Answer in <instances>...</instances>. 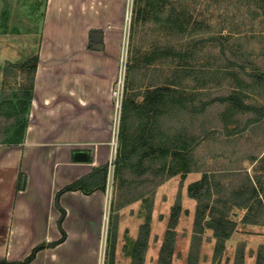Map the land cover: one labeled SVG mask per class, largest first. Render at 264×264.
I'll return each instance as SVG.
<instances>
[{"label": "rangeland", "instance_id": "obj_1", "mask_svg": "<svg viewBox=\"0 0 264 264\" xmlns=\"http://www.w3.org/2000/svg\"><path fill=\"white\" fill-rule=\"evenodd\" d=\"M25 1L38 8L26 11L11 5L13 9L7 11L6 20L0 23V69L9 71L4 75L1 69L0 75V135L5 137L0 144L15 143L28 117L23 114L21 105L27 103L32 94L28 90L30 77L11 65L21 60L17 58L21 49L35 48L41 28L40 22L35 25L21 14L29 12L40 17L46 0ZM258 1H124L122 19L115 23L121 36V55L113 82L114 86L120 77L123 83L121 104L126 99L135 105L142 103L144 94L155 81L168 86L171 83L176 92H166L165 102L154 117L151 129L145 127L150 124L149 118L133 106L134 119L127 124L120 122L121 110L115 118L113 105L105 190L99 195V208L87 212L89 231L82 240L83 248L73 250L81 255L82 264H107L113 233L116 234L115 264H130L132 243L147 218L150 233L143 264H158L171 211L177 203L180 211L173 230L170 264H188L190 254L192 259L196 257L195 264H264V224H243L245 211L233 208L230 218L236 222V227L229 239L217 244L210 230L193 236L196 202L188 196V185L204 174L215 186L213 191L224 196L231 188H242L248 178L254 186L261 184L264 188V166H255L254 162L264 154V112L242 113L222 103L221 98L235 83L227 86L213 75L241 67L264 69V11ZM256 6L260 7L256 9ZM137 9L140 14L135 19ZM186 9L195 19H203L206 34L194 36L197 32L190 24L183 41L170 44L168 30L172 27L165 14H182ZM107 13V9L94 10V30L110 20L106 18ZM26 53L30 51H24ZM229 60L235 63L233 68H229ZM178 64H183L182 69L192 68L195 74L187 78L175 72ZM134 66L141 68L129 73V67ZM249 94L246 101H257V108L263 105L260 92L253 90ZM123 125L129 147L144 130L147 135L145 141H140L144 152L139 159L131 160V167L118 166L115 162L117 149L120 147L121 151L123 145L117 137L116 153L112 152L113 132L115 130L118 136ZM141 158L143 163H137ZM126 201L130 202L122 206Z\"/></svg>", "mask_w": 264, "mask_h": 264}, {"label": "crops", "instance_id": "obj_2", "mask_svg": "<svg viewBox=\"0 0 264 264\" xmlns=\"http://www.w3.org/2000/svg\"><path fill=\"white\" fill-rule=\"evenodd\" d=\"M124 1L46 0L40 17L21 14L35 25L40 22L41 28L35 48L21 49L17 55L21 60L15 64L34 55L39 61L23 141L0 144V260L22 261L44 244L31 264H82L81 255L73 250L83 248L89 231L87 212L99 208L102 192L61 195L59 205L65 210L61 228L66 238L49 247L62 237L55 197L105 165L111 153V90L121 55L115 23L122 19ZM31 4L0 0V10H6L0 23L11 5L28 11L36 8ZM96 9L109 10L105 15L110 20L98 27L103 34L101 50H94L89 40ZM27 50L30 53L24 54ZM4 138L0 135V142Z\"/></svg>", "mask_w": 264, "mask_h": 264}, {"label": "trees", "instance_id": "obj_3", "mask_svg": "<svg viewBox=\"0 0 264 264\" xmlns=\"http://www.w3.org/2000/svg\"><path fill=\"white\" fill-rule=\"evenodd\" d=\"M258 2L260 3L261 9H263L264 11V0H259ZM260 6H256V9ZM173 13H168L167 15L165 14V16L170 19L167 22L171 24L173 30H168V34L170 35V37L169 35L167 36L171 39L170 44H172L173 42H182L185 36V32L190 24L192 28L194 27L193 29L195 30V32H197L193 34L194 36H198L199 34L201 35L204 33L206 34V31L203 30V25L205 24V22L202 21L203 19L201 17V19H195L194 15L189 11V9H186V11L182 14H180L179 12ZM137 14H140V12L138 13V9L137 11L135 10V19ZM189 36H191V34H189ZM166 49L173 50L170 47H167ZM220 49L222 51L224 50L223 47H220ZM173 56L178 58V60L180 59V61L183 60L177 55L173 54ZM38 61V56L34 55L22 63L11 65L18 72H23L29 75L30 84H28V90L31 93L33 92L34 74L38 65ZM182 66L183 64H178L176 67L177 71L175 72L179 71L183 74L184 77L187 78L190 77L189 75L192 76L195 74L192 68L189 67L188 69H182ZM234 66L235 63H231L229 60V68H233ZM140 68L141 67L139 66L129 67V73H132L133 71H135V69L140 70ZM8 73L9 71L7 69H3L4 75ZM213 75L215 76V78L220 77V80H223L227 86L235 83V87L230 88L229 91L225 93V96L221 98L220 101L222 103L234 108L237 111H241L242 113H252V111H256L257 113L264 112V102L262 103L263 105H259L257 108L255 105L257 104V101L248 102L245 100L246 95H250L249 93H251V91L253 90L260 92L262 94V98L264 99V69L256 68L248 70L247 68L241 67L237 71H235V69L233 71H220L214 72ZM163 83L164 82L155 81V84L151 85V88L144 94V100L140 104L135 105L133 104V102H129L126 99L124 104H121L120 122L122 121V123L127 124L128 122L132 121V119H134L131 115V111L133 110L131 109V107L133 106L140 113L144 112L145 116L149 118L150 124L146 125L145 127L147 129H151L154 123V117L158 116L159 109L165 102L166 92H176V89L171 86V83V87L167 84L162 85ZM31 99L32 94L30 95L28 102L22 103L21 105V109L25 116H28L29 114ZM26 126L27 121H25L23 124L19 139L13 144H21V142L23 141V132ZM126 134V127L125 125H123L120 132H118V139H120L123 144L121 149L122 152L120 151V147H118L115 162L118 166L121 164H125L126 166L131 167V160L137 158L139 159L140 156H142L144 151L142 152L143 149L140 141H145L147 135L146 131L144 130V132L139 135L138 140L129 147V145L126 144V140L128 138ZM142 160L143 159L141 158V161ZM141 161L138 160L137 163L140 162V164H142L143 161ZM254 162L255 166L257 164H262L264 166V154L258 161ZM107 170V165L95 168L88 175L64 187L56 194L55 205L61 214L58 219V227L61 231L62 237L56 243L48 245L49 247H55L56 245L63 242L66 238L65 232L61 228L62 221L65 217V210L59 205V199L61 195L68 191H82L85 195H89L96 190L104 192ZM246 183L247 184L243 185L242 188L240 186L239 188L237 187V189L231 188V191L227 196L213 191L215 186L211 183L206 174H204L200 180L188 185V196L190 199L196 202L192 231L193 236H199L200 234H203L205 230H210L213 237L216 239L217 244H221L225 240L229 239L236 227V222L230 218V212L233 208L245 211L241 219V222L243 224H264V188L261 184L259 185V187L256 185L254 186L252 180L249 178L247 179ZM17 188L20 190V184L17 185ZM129 202H124L122 206L127 205ZM179 211L180 204L177 203L171 211L168 230L165 232L164 240L159 250L158 264H170L171 262L174 242L173 230L176 227ZM149 233L150 219L147 218L145 220V223L140 227L138 237L132 243V249L129 252V256L131 259L130 264L144 263V256L148 247ZM115 242L116 234L113 233L111 237L107 264H115ZM44 248L45 245L40 244L35 247L31 251V253L22 261L9 262L4 259L0 260V264H31V262H33V260L35 259L37 253ZM217 251H219V249H217ZM195 260L196 257L192 259V256L190 254L188 264H195ZM260 262L263 263V261Z\"/></svg>", "mask_w": 264, "mask_h": 264}, {"label": "built area", "instance_id": "obj_4", "mask_svg": "<svg viewBox=\"0 0 264 264\" xmlns=\"http://www.w3.org/2000/svg\"><path fill=\"white\" fill-rule=\"evenodd\" d=\"M122 82H121V79L120 77L115 81L114 83V86L111 90V98H112V101H113V105H114V108H115V118H117V112H119V110H121V94H122ZM115 137L118 138L117 136V133L113 132V139H112V152L113 153H116V144H115Z\"/></svg>", "mask_w": 264, "mask_h": 264}, {"label": "water", "instance_id": "obj_5", "mask_svg": "<svg viewBox=\"0 0 264 264\" xmlns=\"http://www.w3.org/2000/svg\"><path fill=\"white\" fill-rule=\"evenodd\" d=\"M102 37H103V34L101 31L94 30L90 32L89 40L91 42V47L94 50H101L103 48L101 44Z\"/></svg>", "mask_w": 264, "mask_h": 264}]
</instances>
